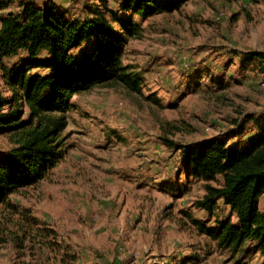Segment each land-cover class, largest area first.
Returning <instances> with one entry per match:
<instances>
[{
  "label": "rangeland",
  "instance_id": "1",
  "mask_svg": "<svg viewBox=\"0 0 264 264\" xmlns=\"http://www.w3.org/2000/svg\"><path fill=\"white\" fill-rule=\"evenodd\" d=\"M88 1L16 0L10 11L17 14L18 4L28 2L51 3L72 16ZM134 21L142 36L128 41L123 60L142 73V92L110 85L74 95L71 109L61 113L62 160L37 186L8 201L54 229L63 251L76 257L66 264H184L188 256L193 259L186 264H264L259 255L233 257L219 250L192 226L186 213L207 225L234 217L221 202L213 215L197 210L205 184L177 176L182 150L162 141L187 146L219 138L228 147H244L264 134L263 76L241 74L238 62L229 69L222 64L233 51L264 50V0H186L172 12ZM202 67L226 88L213 90ZM248 113L259 124L246 121ZM10 148L0 136V156ZM259 207L264 211V196ZM41 262L63 264L34 259L28 249L22 255L11 243L0 245V264Z\"/></svg>",
  "mask_w": 264,
  "mask_h": 264
},
{
  "label": "trees",
  "instance_id": "2",
  "mask_svg": "<svg viewBox=\"0 0 264 264\" xmlns=\"http://www.w3.org/2000/svg\"><path fill=\"white\" fill-rule=\"evenodd\" d=\"M15 2L0 0V136L12 145L0 156V245L11 243L22 255L28 249L34 259L66 264L76 257L63 251L54 229L8 199L37 186L62 160L58 137L66 119L61 113L71 109L74 95L110 85L142 92V73L123 60L128 41L142 36L134 17L172 12L186 0H89L72 16L51 3L41 7L32 2L18 4L16 14L10 11ZM85 43L75 55L73 50ZM228 55L224 69L238 62L241 74L248 70L264 80V50ZM15 56L17 60L6 62ZM33 69L45 73H31ZM203 71L208 72L213 90L226 88L223 79L208 69ZM248 114L246 121L256 118ZM240 122L235 125L239 127ZM182 125L186 130L187 124ZM218 139L183 146L162 138L166 146L182 150L177 176L184 174L187 180L205 184L203 196L195 203L197 210L210 216L221 202L234 220L215 218L207 225L188 213L185 216L219 250L233 257L259 255L264 261V211L259 207L264 196V134L255 135L244 147H228ZM192 259L184 257L182 262ZM167 262L180 264L178 260Z\"/></svg>",
  "mask_w": 264,
  "mask_h": 264
}]
</instances>
